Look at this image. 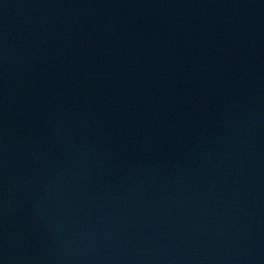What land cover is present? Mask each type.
<instances>
[{"label": "water", "instance_id": "1", "mask_svg": "<svg viewBox=\"0 0 264 264\" xmlns=\"http://www.w3.org/2000/svg\"><path fill=\"white\" fill-rule=\"evenodd\" d=\"M0 264H264V0H0Z\"/></svg>", "mask_w": 264, "mask_h": 264}]
</instances>
